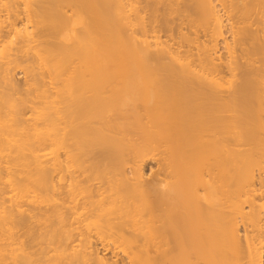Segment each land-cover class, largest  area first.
<instances>
[{"label":"bare ground","instance_id":"bare-ground-1","mask_svg":"<svg viewBox=\"0 0 264 264\" xmlns=\"http://www.w3.org/2000/svg\"><path fill=\"white\" fill-rule=\"evenodd\" d=\"M0 264H264V0H0Z\"/></svg>","mask_w":264,"mask_h":264},{"label":"rangeland","instance_id":"rangeland-1","mask_svg":"<svg viewBox=\"0 0 264 264\" xmlns=\"http://www.w3.org/2000/svg\"><path fill=\"white\" fill-rule=\"evenodd\" d=\"M229 36V35H228ZM21 71V70H20ZM19 70L17 71L18 72V75H20L21 74V72H20ZM20 73V74H19ZM23 75V74H22ZM17 76L16 78L18 79V80H20L19 82L20 83H23V82H21V81H24V79L22 78L23 76ZM154 169V170H153ZM151 170H152V172H155V171H157V166H156V164L153 162V163H151V165H148L147 167H146V169H145V173H147V176H149V174H151ZM148 178V177H147Z\"/></svg>","mask_w":264,"mask_h":264}]
</instances>
